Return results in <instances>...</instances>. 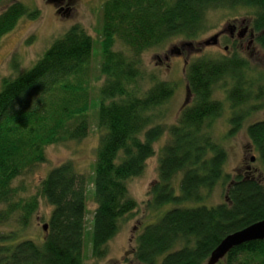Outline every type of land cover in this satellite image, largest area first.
<instances>
[{
	"label": "trees",
	"instance_id": "obj_1",
	"mask_svg": "<svg viewBox=\"0 0 264 264\" xmlns=\"http://www.w3.org/2000/svg\"><path fill=\"white\" fill-rule=\"evenodd\" d=\"M217 9L250 11V33L264 50V0L102 3L99 73L104 79L96 111L101 132L89 178L67 160L52 167L34 193L26 194L16 183L46 162L48 146L80 141L88 133L91 102L86 84L94 40L84 27L72 24L28 70L2 79L0 264H83L86 242L93 258L105 257L107 243L137 208L127 182L143 173L161 139L148 205L173 207L135 237L132 256L137 264H206L225 236L264 219V175L246 171L232 176L224 171L227 152L211 131L223 112L222 102L213 98L220 83L231 84L227 100L234 109L227 137L239 131L254 109L264 106V72L239 52L240 39L231 41L228 56H202L184 66L190 101L180 107L173 124L163 118L176 84L151 75L147 88L138 85L143 52L175 37L196 41L209 27L207 13ZM39 12L12 1L0 12V41L21 18L33 20ZM117 42L128 53L114 49ZM245 131L264 169V119L249 123ZM88 184L95 207L87 231ZM218 184L225 185L224 200L203 204ZM39 198L52 207L41 243L23 235L39 208ZM188 202L199 204L185 206ZM5 226L8 229L2 230ZM216 264H264V239L233 247Z\"/></svg>",
	"mask_w": 264,
	"mask_h": 264
},
{
	"label": "rangeland",
	"instance_id": "obj_2",
	"mask_svg": "<svg viewBox=\"0 0 264 264\" xmlns=\"http://www.w3.org/2000/svg\"><path fill=\"white\" fill-rule=\"evenodd\" d=\"M12 1H20L31 9L37 8L40 15L33 20L21 18L16 27L2 37L0 41V87L3 78H13L28 70L52 41L60 37L72 24L77 23L83 26L94 40L89 63L90 76L86 84L91 102L87 112L88 133L80 141L69 140L46 148V162L37 166L28 175L16 180V183H20L24 187L26 194H30L36 191L40 180L52 167L67 160L72 161L77 172L88 178L92 175L95 149L98 144L99 132H101L97 127L96 111L99 88L104 79L99 73L101 61L99 34L101 5L105 0H1L0 12ZM251 17V12L245 9H238L232 13L224 9L211 10L206 16L209 27L196 41H184L182 37H175L161 46L143 52L141 57L142 78L138 81L140 88H147L150 85L151 75L176 84L172 97L164 106V122L168 125L175 123L180 107L190 101L187 97L184 78V66L190 60L202 56L210 58L221 55L228 56L232 50L230 49L231 41L240 38V41L237 42L239 52L249 60L253 68L264 72V50L254 41V33H250L248 23ZM245 28L247 30L243 33ZM239 33H243L242 36L239 37ZM214 35L218 36L214 39ZM114 49L128 53L126 47L119 42L115 44ZM221 85L222 83L214 89L213 98L222 102L223 112L213 122L211 131L214 138L221 142L227 152L224 171L232 176L235 173L244 174L247 171L261 177L264 175V169L245 128L253 121L264 119V106L254 109L251 115L249 114L250 116H247L243 121L239 131L233 136L227 137L225 133L230 127L228 118L234 108H230L227 100L230 82L225 81L224 87ZM252 103L253 101L249 104L252 105ZM162 143L163 139L156 144V154L147 159L143 173L127 182L130 195L137 201V208L121 224L117 235L107 243V254L101 259L93 258L89 243L86 242L83 249V264H137L132 256L135 237L145 225L154 222L166 210L173 207V204L170 203L159 209H152L148 205L149 189L157 179V149ZM177 179L174 181L175 185ZM224 189L225 185H216L210 196L202 203L215 205L222 202ZM86 197L85 224L88 231L91 213L95 207L90 184L87 186ZM196 204L188 202L185 206ZM51 209L52 207L45 200L39 198V208L23 235L41 243L45 231L42 227L47 223ZM6 229H8L6 226L2 228V230ZM90 235L91 232H89V238Z\"/></svg>",
	"mask_w": 264,
	"mask_h": 264
},
{
	"label": "water",
	"instance_id": "obj_3",
	"mask_svg": "<svg viewBox=\"0 0 264 264\" xmlns=\"http://www.w3.org/2000/svg\"><path fill=\"white\" fill-rule=\"evenodd\" d=\"M246 32V28L243 33ZM241 33V35L243 34ZM218 35H214V39ZM253 160V158H252ZM43 230H46L47 226L43 225ZM264 239V219L250 224L240 230L232 232L225 236L219 244L211 251L206 264H216L221 260L226 253L235 246L242 243L253 241V240H263Z\"/></svg>",
	"mask_w": 264,
	"mask_h": 264
},
{
	"label": "flooded vegetation",
	"instance_id": "obj_4",
	"mask_svg": "<svg viewBox=\"0 0 264 264\" xmlns=\"http://www.w3.org/2000/svg\"><path fill=\"white\" fill-rule=\"evenodd\" d=\"M238 36H239V37L242 36L241 33H239ZM238 39H240V38H238ZM225 49H226V48H225Z\"/></svg>",
	"mask_w": 264,
	"mask_h": 264
}]
</instances>
